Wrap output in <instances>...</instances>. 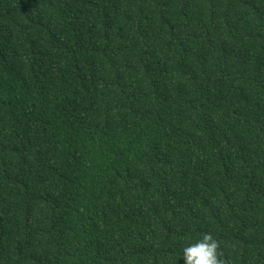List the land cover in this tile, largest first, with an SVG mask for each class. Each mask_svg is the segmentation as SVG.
<instances>
[{
    "label": "trees",
    "instance_id": "obj_1",
    "mask_svg": "<svg viewBox=\"0 0 264 264\" xmlns=\"http://www.w3.org/2000/svg\"><path fill=\"white\" fill-rule=\"evenodd\" d=\"M264 264V0H0V264Z\"/></svg>",
    "mask_w": 264,
    "mask_h": 264
},
{
    "label": "clouds",
    "instance_id": "obj_2",
    "mask_svg": "<svg viewBox=\"0 0 264 264\" xmlns=\"http://www.w3.org/2000/svg\"><path fill=\"white\" fill-rule=\"evenodd\" d=\"M218 241L210 233H205L196 243L183 248L181 257L185 264H223L218 252Z\"/></svg>",
    "mask_w": 264,
    "mask_h": 264
}]
</instances>
